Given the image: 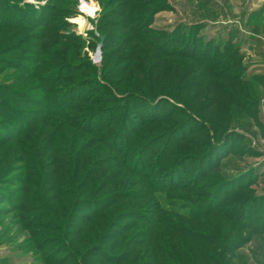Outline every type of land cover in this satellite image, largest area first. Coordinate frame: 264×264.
<instances>
[{"label": "rangeland", "instance_id": "374dc122", "mask_svg": "<svg viewBox=\"0 0 264 264\" xmlns=\"http://www.w3.org/2000/svg\"><path fill=\"white\" fill-rule=\"evenodd\" d=\"M119 1L0 0V264H264V0Z\"/></svg>", "mask_w": 264, "mask_h": 264}, {"label": "trees", "instance_id": "16d2710c", "mask_svg": "<svg viewBox=\"0 0 264 264\" xmlns=\"http://www.w3.org/2000/svg\"><path fill=\"white\" fill-rule=\"evenodd\" d=\"M131 0H121V1H119V3L121 4V6L122 7H124V8H129V6H130V8H132V6L130 5L131 4V2H130ZM76 69H70L69 71H67V73L68 72H71V71H75ZM34 76V75H33ZM47 83L49 82V81H46ZM62 99H63V97H62ZM63 103L61 102L60 103V105L59 106H61ZM63 107V106H62Z\"/></svg>", "mask_w": 264, "mask_h": 264}, {"label": "bare ground", "instance_id": "6f19581e", "mask_svg": "<svg viewBox=\"0 0 264 264\" xmlns=\"http://www.w3.org/2000/svg\"><path fill=\"white\" fill-rule=\"evenodd\" d=\"M82 9H83V11H85L88 15H92L93 12H94V10H95V8H94L92 5H90V4H83V5H82ZM82 9H81V11H82Z\"/></svg>", "mask_w": 264, "mask_h": 264}, {"label": "water", "instance_id": "95a60500", "mask_svg": "<svg viewBox=\"0 0 264 264\" xmlns=\"http://www.w3.org/2000/svg\"><path fill=\"white\" fill-rule=\"evenodd\" d=\"M98 38H99V44H98L97 51L95 53L96 58L99 57V47H100V45H101V43L103 41V36L102 35H99Z\"/></svg>", "mask_w": 264, "mask_h": 264}]
</instances>
